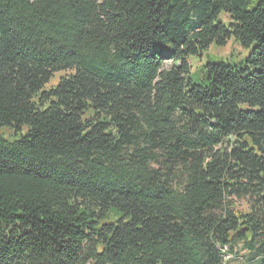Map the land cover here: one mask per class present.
<instances>
[{
  "label": "trees",
  "instance_id": "16d2710c",
  "mask_svg": "<svg viewBox=\"0 0 264 264\" xmlns=\"http://www.w3.org/2000/svg\"><path fill=\"white\" fill-rule=\"evenodd\" d=\"M230 40L245 66L195 84L187 59ZM239 244L264 264V0H0V264H225Z\"/></svg>",
  "mask_w": 264,
  "mask_h": 264
},
{
  "label": "rangeland",
  "instance_id": "374dc122",
  "mask_svg": "<svg viewBox=\"0 0 264 264\" xmlns=\"http://www.w3.org/2000/svg\"><path fill=\"white\" fill-rule=\"evenodd\" d=\"M221 22L224 25H228L230 23V19L227 15L221 13L219 15ZM253 45L249 47H243L239 45L237 42L230 40L227 42L225 46H216L215 44H210L205 50H203L197 56H190L187 59V63L189 65V75L188 77L195 83L201 84L202 77L197 73V70L208 63H225L231 66H245L244 62L248 57ZM170 51V47H167V52ZM172 65L171 62H165V68L168 69ZM68 72H61L55 74L53 79L51 80L49 86H54L58 79L64 75H67ZM48 86V87H49ZM243 108L245 106H242ZM4 138H8L6 134L2 135ZM236 209L239 211L245 210L247 204L245 200H233ZM247 209V208H246ZM116 214H110L107 218V222H112L116 220L118 217ZM234 257V258H233ZM233 257H229L225 260V264H259L258 257L254 254V252H250L242 247L241 244L237 246L233 253Z\"/></svg>",
  "mask_w": 264,
  "mask_h": 264
}]
</instances>
